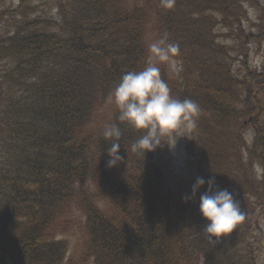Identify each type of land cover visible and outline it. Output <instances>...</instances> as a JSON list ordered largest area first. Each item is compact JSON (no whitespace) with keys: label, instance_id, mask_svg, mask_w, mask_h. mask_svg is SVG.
Masks as SVG:
<instances>
[{"label":"trees","instance_id":"obj_1","mask_svg":"<svg viewBox=\"0 0 264 264\" xmlns=\"http://www.w3.org/2000/svg\"><path fill=\"white\" fill-rule=\"evenodd\" d=\"M201 1L71 0L56 21L29 0L0 12V264H258L264 236L251 215L264 207V177H254L256 162L264 168V78L233 74V56L211 35L213 0ZM238 1L222 0L224 20L239 17ZM152 32L179 47L177 73L159 65L172 97L201 109L185 140L186 175L167 146L145 158L132 152L139 133L108 100L125 73L149 63ZM111 123L122 132L115 168L103 137ZM221 172L235 174L233 183ZM211 176L246 213L215 244L199 211L207 184L194 202L182 200L197 177ZM77 209L86 219L80 260L82 246L71 252L66 237Z\"/></svg>","mask_w":264,"mask_h":264},{"label":"clouds","instance_id":"obj_2","mask_svg":"<svg viewBox=\"0 0 264 264\" xmlns=\"http://www.w3.org/2000/svg\"><path fill=\"white\" fill-rule=\"evenodd\" d=\"M167 6H172L171 0ZM178 51V45L169 42L166 33L154 40L149 45L147 66L125 73L108 97L119 111L117 120L139 133L131 144V151L144 158L163 146L174 150L182 138L190 139L197 127L199 105L191 99L173 98L168 84L161 78L160 64H165L171 72L177 71L178 61L174 57ZM121 135L117 123L108 124L103 130L105 141H112L107 149L108 168H115L124 161L120 155L121 144L116 142ZM206 184L207 191L199 196V211L207 222L202 233L215 244L236 232L246 213L233 193L218 188L214 176L207 180L197 177L190 192L182 197L183 202H194Z\"/></svg>","mask_w":264,"mask_h":264},{"label":"rangeland","instance_id":"obj_3","mask_svg":"<svg viewBox=\"0 0 264 264\" xmlns=\"http://www.w3.org/2000/svg\"><path fill=\"white\" fill-rule=\"evenodd\" d=\"M32 7L36 8L43 17H48L54 21L58 19V7L62 3H70L71 0H29ZM129 1V0H128ZM182 1V0H180ZM238 0H226V4L229 2H234ZM21 0H0V12L3 11H15L19 6ZM204 2L201 1V3ZM212 6L206 11V15L215 19L219 18V21L213 26L211 31L212 37L216 40L217 45H222L229 49L230 54L233 56V63L231 70L233 74L242 81L241 83L251 82L256 75L264 73V0H240L236 2L238 8L240 9V15L238 18H232V20H224V8L222 5V0H213ZM205 4L206 8L211 4ZM221 8V13L219 9ZM154 17V16H153ZM193 19H198L200 16L198 14H191ZM15 21H20V17L16 16ZM6 24V22H5ZM157 39L156 32L149 33L147 35V42L149 45ZM235 52H234V51ZM167 70L168 67L166 66ZM178 70V65H177ZM239 73H236L237 71ZM169 73H177L168 71ZM249 73V74H248ZM112 114V109L109 111L108 115ZM246 121L245 128L248 129L244 131L245 137L249 142V145L254 144L253 133L249 129V118L243 120ZM186 138H182L176 148L171 150L172 156L174 158L173 166L176 172L180 175H186V169L184 165V146ZM245 152L244 148L242 149ZM255 153V148L253 149ZM245 158V157H244ZM254 177L256 181H261L264 177V168L260 166L257 162L254 164ZM252 173V170L250 171ZM221 177L233 183L232 177L235 174L231 173L227 176L226 173L221 172ZM229 177V178H228ZM253 177V174H252ZM264 186V183L262 184ZM258 206L253 209L251 218L254 223V231L259 235L264 236V207ZM249 211V205L247 207ZM69 226H67L68 232L66 237L70 240V250L73 252L78 246H82L79 249L78 260L82 259L85 253V247L82 243L85 237L86 228L84 227L86 219L84 214L77 209L74 214L69 218ZM249 227V224L246 226ZM261 236L262 240L263 237ZM256 240V239H255ZM259 240L255 242V245L259 244ZM258 264H264V249L257 257Z\"/></svg>","mask_w":264,"mask_h":264}]
</instances>
